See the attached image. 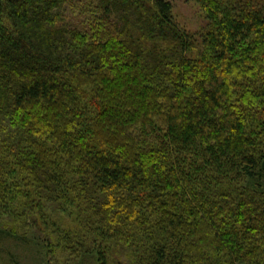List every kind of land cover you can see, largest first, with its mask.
<instances>
[{"label": "trees", "instance_id": "obj_1", "mask_svg": "<svg viewBox=\"0 0 264 264\" xmlns=\"http://www.w3.org/2000/svg\"><path fill=\"white\" fill-rule=\"evenodd\" d=\"M183 1L195 32L173 0H0V225L46 214L68 260L264 264V3Z\"/></svg>", "mask_w": 264, "mask_h": 264}, {"label": "rangeland", "instance_id": "obj_2", "mask_svg": "<svg viewBox=\"0 0 264 264\" xmlns=\"http://www.w3.org/2000/svg\"><path fill=\"white\" fill-rule=\"evenodd\" d=\"M173 2L176 20L181 27L195 32L204 25L202 12L197 5L185 3L183 0ZM34 220L35 223L29 220L28 226L25 227L16 222V225H0V264H97L87 250L89 242L85 238L84 251L76 253L74 258L68 260V257L56 248L58 237L53 234L47 215L37 213ZM58 226L61 231L75 229V225L68 222ZM74 233L75 231L70 232L71 237ZM79 242L76 238L72 247L78 249Z\"/></svg>", "mask_w": 264, "mask_h": 264}]
</instances>
